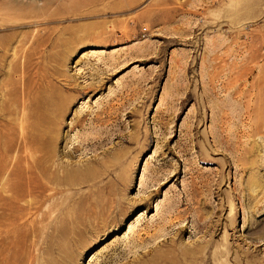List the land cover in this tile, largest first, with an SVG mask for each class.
Wrapping results in <instances>:
<instances>
[{
    "label": "rangeland",
    "instance_id": "1",
    "mask_svg": "<svg viewBox=\"0 0 264 264\" xmlns=\"http://www.w3.org/2000/svg\"><path fill=\"white\" fill-rule=\"evenodd\" d=\"M7 3L0 264H264V0Z\"/></svg>",
    "mask_w": 264,
    "mask_h": 264
},
{
    "label": "bare ground",
    "instance_id": "2",
    "mask_svg": "<svg viewBox=\"0 0 264 264\" xmlns=\"http://www.w3.org/2000/svg\"><path fill=\"white\" fill-rule=\"evenodd\" d=\"M5 1L9 2V3H7L8 4L7 8H11V9H13L15 11L18 10V9L22 10L24 8H27V7L38 9V13L35 11V13L31 16L32 18L46 16V14L44 13L45 9L39 5V0H5ZM39 12H42L41 15H39ZM35 23L37 24L38 21H35ZM178 229L181 230V227L178 228Z\"/></svg>",
    "mask_w": 264,
    "mask_h": 264
}]
</instances>
